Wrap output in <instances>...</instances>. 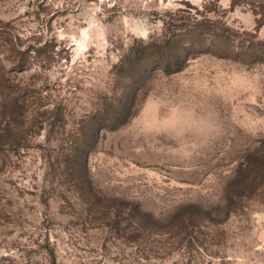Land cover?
Here are the masks:
<instances>
[{
    "label": "rangeland",
    "instance_id": "obj_1",
    "mask_svg": "<svg viewBox=\"0 0 264 264\" xmlns=\"http://www.w3.org/2000/svg\"><path fill=\"white\" fill-rule=\"evenodd\" d=\"M260 2L0 0V264H264ZM201 20L187 67L78 157L131 47Z\"/></svg>",
    "mask_w": 264,
    "mask_h": 264
},
{
    "label": "trees",
    "instance_id": "obj_2",
    "mask_svg": "<svg viewBox=\"0 0 264 264\" xmlns=\"http://www.w3.org/2000/svg\"><path fill=\"white\" fill-rule=\"evenodd\" d=\"M243 1L246 0H232V7L241 5ZM255 12L256 15H259L256 25V29L259 30L264 26V2L258 3ZM205 24L201 20L186 28L176 27L175 31L167 28L169 30L162 41H142L140 45L131 47L127 57L121 61L117 66V71L113 74L115 82L119 83L118 88L121 89V93L114 98L104 99L101 109L91 117L87 129L88 133L83 137V142L79 141L78 157L86 158L87 154L96 147L99 131L118 130L139 113L145 99V87L153 73L161 70L167 75H173L187 67L189 60L206 44L205 34L208 26ZM216 28L224 31L222 27ZM214 43V41L211 43L212 48L215 47ZM256 45L262 46L264 43ZM227 49L218 48L215 52L225 57L234 54V57L244 60L255 59L260 56L254 54L255 50L259 49L258 47H254L253 53L241 54L229 52ZM14 106H18L17 101H15Z\"/></svg>",
    "mask_w": 264,
    "mask_h": 264
}]
</instances>
